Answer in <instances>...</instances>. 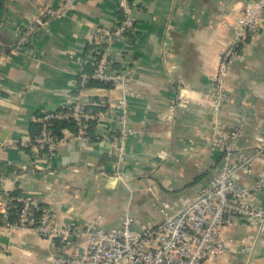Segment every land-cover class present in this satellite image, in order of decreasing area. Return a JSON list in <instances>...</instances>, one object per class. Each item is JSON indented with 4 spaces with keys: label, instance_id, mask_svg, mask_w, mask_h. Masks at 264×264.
Masks as SVG:
<instances>
[{
    "label": "crops",
    "instance_id": "obj_1",
    "mask_svg": "<svg viewBox=\"0 0 264 264\" xmlns=\"http://www.w3.org/2000/svg\"><path fill=\"white\" fill-rule=\"evenodd\" d=\"M62 1L0 0V204L19 190L52 206L59 223L82 228L99 219L109 228L131 213L137 224H155L163 203L180 209L219 171L222 152L210 137L207 102L223 50L236 42V18L255 0H134L136 27L113 47L116 63L131 74L132 132L121 164L107 142L73 140L68 129L53 156L32 145L42 115L73 103L79 74L97 54L94 26L119 21L118 0H77L66 16L47 18L31 55L16 52L24 27ZM237 50L219 118L226 129L242 126L238 144L253 150L264 127V23ZM88 90L89 98L124 93L122 86ZM111 112L103 111L99 129L113 131ZM255 169L264 173V154ZM256 199L264 203V188ZM226 235L231 250L206 264H264V227L258 232L239 221ZM57 249L36 229L4 227L0 219V264H55Z\"/></svg>",
    "mask_w": 264,
    "mask_h": 264
},
{
    "label": "built area",
    "instance_id": "obj_2",
    "mask_svg": "<svg viewBox=\"0 0 264 264\" xmlns=\"http://www.w3.org/2000/svg\"><path fill=\"white\" fill-rule=\"evenodd\" d=\"M77 0H63L58 5L44 7L40 14L19 33L14 50L24 55L33 53L30 43L47 18L66 16ZM123 19L113 26L96 25L92 38L96 44L95 71L85 69L79 74L78 90L68 107L48 111L40 118V133L32 140L38 155L53 156L62 141L54 131L55 121H74L77 132L72 139L85 143L107 142L109 154L119 164L125 160L130 111L128 90L131 74L128 68L116 69L114 44L135 29L136 15L130 0H118ZM264 23V0H255L236 18L237 38L234 45L223 50L217 72L213 76L215 90L207 102L211 107V139L222 152L219 171L212 175L197 195L183 207L173 210L165 202L160 208V221L155 224H137L131 213H126L120 224L104 228L99 219L88 221L79 228L72 223H59L52 206L41 205L35 195L24 193L0 204V219L4 227L34 228L42 236L55 241L57 252L52 255L55 264H206L213 257L231 250L233 239L226 235L228 228L239 221L246 222L256 231L264 227V203L256 199V192L264 188V173L257 172L255 160L264 154V127L259 143L253 150H244L238 140L242 126L226 129L220 121V111L229 99L227 79L239 44L259 32ZM111 82L122 86L120 97L102 95L96 104L112 110L114 129H99L103 112L87 109L89 79ZM117 110L118 112H113ZM102 113V114H101ZM114 115V116H113ZM97 120L96 140L87 134L90 120ZM0 171V178H1ZM11 214L15 218L12 219ZM84 238V247L81 240ZM246 242L245 239H242ZM253 245L247 242L246 245Z\"/></svg>",
    "mask_w": 264,
    "mask_h": 264
},
{
    "label": "trees",
    "instance_id": "obj_3",
    "mask_svg": "<svg viewBox=\"0 0 264 264\" xmlns=\"http://www.w3.org/2000/svg\"><path fill=\"white\" fill-rule=\"evenodd\" d=\"M130 3L132 4V6L134 8V0H130ZM119 19L120 20L123 19L122 12L120 10H119ZM135 27H136V23H135ZM131 32H128L126 35H128ZM94 56H95V59L98 58V55L95 54V53H94ZM113 67L116 68V69L122 68L116 62L113 64ZM85 70L89 74H92L95 71V64H94V62H93V64H89V66H86ZM88 85L90 87H99V88L100 87H103V88H111V87H114V85L111 82H102V81L95 80V79H92V78L89 79ZM99 97H97V96L91 97L90 99L92 100V102H91V104L87 105V109L91 110L93 113H99V112H103V111L106 110V107H103L101 105L96 104V102H98L99 99H100ZM96 126H97V120L94 119V120H90L88 122V126L86 128L87 129V134L91 135L94 140H96V136H97L96 135L97 134V130H96L97 127ZM33 127H34L33 129L36 130L37 133H33L34 135H32V140L40 133L41 122L40 123H37V124H34ZM53 128H54L55 133L60 138L63 137V130L64 129H68V130H70L73 133H76L77 130H78L77 129V125H76V123L74 121L68 122V121H58L57 120V121L54 122ZM22 194H23V192H21L19 190H15V191H11L10 192V197L14 198L13 199V203L16 205V208L14 210H16L17 208H19L21 206V202L18 201L16 198L19 197V196H21ZM41 205H45V204H42L41 203ZM11 217H12V219L15 218L14 214H11Z\"/></svg>",
    "mask_w": 264,
    "mask_h": 264
},
{
    "label": "water",
    "instance_id": "obj_4",
    "mask_svg": "<svg viewBox=\"0 0 264 264\" xmlns=\"http://www.w3.org/2000/svg\"><path fill=\"white\" fill-rule=\"evenodd\" d=\"M1 48V47H0ZM109 149H110V146H109ZM117 178H116V176L114 175V176H112L111 178H110V181L111 182H113V181H115Z\"/></svg>",
    "mask_w": 264,
    "mask_h": 264
}]
</instances>
